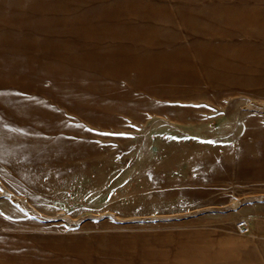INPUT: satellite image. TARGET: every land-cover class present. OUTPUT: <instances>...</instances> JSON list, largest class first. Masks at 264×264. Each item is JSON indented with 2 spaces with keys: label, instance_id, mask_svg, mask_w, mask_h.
<instances>
[{
  "label": "rangeland",
  "instance_id": "obj_1",
  "mask_svg": "<svg viewBox=\"0 0 264 264\" xmlns=\"http://www.w3.org/2000/svg\"><path fill=\"white\" fill-rule=\"evenodd\" d=\"M259 100L264 0H0V264H264Z\"/></svg>",
  "mask_w": 264,
  "mask_h": 264
},
{
  "label": "bare ground",
  "instance_id": "obj_2",
  "mask_svg": "<svg viewBox=\"0 0 264 264\" xmlns=\"http://www.w3.org/2000/svg\"><path fill=\"white\" fill-rule=\"evenodd\" d=\"M249 110H253L255 112H261V113H264V101H256L255 103H250V104H247L246 105ZM253 172V171H252ZM264 174V173H263ZM234 185V184H233ZM263 191V190H262ZM11 195V194H10ZM14 195H12V198H13ZM242 197H245V196H242ZM241 200H236L234 201L232 204H230V206L233 208V210H236L237 209V206L241 203H246V204H249V205H253L254 203L256 202H264V192L262 193H257V194H254L252 196H249V197H246V198H240ZM14 201H18L20 203V205L26 209V210H29V211H33L34 210V207L29 203V201H27L25 198H21V199H16ZM15 205V204H14ZM230 207V208H231ZM207 209L209 210H212V209H216V210H221L222 208L224 207H218V206H206ZM231 208V209H232ZM204 209V208H203ZM26 212V211H25ZM117 217V216H116ZM168 217V216H167ZM253 236V235H252Z\"/></svg>",
  "mask_w": 264,
  "mask_h": 264
}]
</instances>
